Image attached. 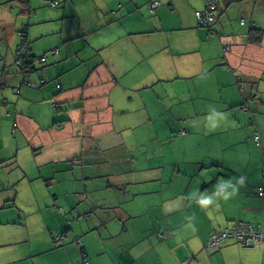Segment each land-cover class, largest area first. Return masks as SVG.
Here are the masks:
<instances>
[{
    "label": "crops",
    "instance_id": "obj_1",
    "mask_svg": "<svg viewBox=\"0 0 264 264\" xmlns=\"http://www.w3.org/2000/svg\"><path fill=\"white\" fill-rule=\"evenodd\" d=\"M217 3L203 27L206 0H0V264H264V243L209 245L264 230V0ZM171 80L174 103L148 89Z\"/></svg>",
    "mask_w": 264,
    "mask_h": 264
},
{
    "label": "rangeland",
    "instance_id": "obj_2",
    "mask_svg": "<svg viewBox=\"0 0 264 264\" xmlns=\"http://www.w3.org/2000/svg\"><path fill=\"white\" fill-rule=\"evenodd\" d=\"M164 18H165L164 25L168 26V27H173V26L177 25V23L179 21V19H178L179 15L177 12L168 13V14H166V16ZM85 21L87 22V24H86V26H84V29L92 30L95 26V21L93 22V20H91L90 18H85ZM144 22L147 23V21H144L143 19H139V18L135 19L129 24V29H132L131 27H136V28L143 27ZM206 29H208V28H206ZM181 34H183V33H180L178 31H169V32L163 33L162 37H163V40L167 44L172 43L176 46V45H180L182 42H184V37H182ZM187 42L193 46H198L200 44V40L196 34L189 35L187 37ZM30 85L34 86V84H30ZM148 89L152 90L155 94L162 93L161 91L168 92L171 97H167L166 101L169 103H174V101H175L174 97L176 95H178L180 93V90H181L180 85L178 84V82L176 80L160 82L158 84L150 86V88H148ZM261 99H263L261 101H262V105H264V95H263V98H261ZM155 102H156V100H155ZM260 107H261V105H260ZM261 111H264V108L261 109ZM1 212L4 216H6L7 219H9V216L7 215V211H1ZM14 215L12 214L11 216L14 217ZM35 220H36V217H33L31 219V223H34ZM238 223H236L235 225H237ZM37 235L40 236L39 233ZM211 235H210V237H211ZM44 237H47V232H46V234H44ZM42 239L43 238H41L40 240H42ZM40 240L35 239V245L42 244V243H40ZM237 240L239 241V239H237ZM226 241H224V242H226ZM47 245H48L47 242H44V246H47ZM240 245L243 246L241 242H240ZM11 246H12V244L9 243L7 246H5L3 248L0 247V256H1V251L4 252L5 249L11 248ZM243 247H245V246H243ZM256 247L257 246L251 245V246L245 247V248H256ZM40 262H42L41 264H46V262L43 260H41Z\"/></svg>",
    "mask_w": 264,
    "mask_h": 264
},
{
    "label": "built area",
    "instance_id": "obj_3",
    "mask_svg": "<svg viewBox=\"0 0 264 264\" xmlns=\"http://www.w3.org/2000/svg\"><path fill=\"white\" fill-rule=\"evenodd\" d=\"M53 5H57L56 2H52ZM157 2L152 3V7L157 6ZM217 7L216 0H206V9L204 11H198L196 13L197 18L200 24H208L210 21L214 19V10ZM26 46L23 45L22 49H25ZM27 49V48H26ZM28 52V51H27ZM27 52L21 51V55H26ZM236 236L239 239V242L242 243L243 246L249 247L251 245L261 246L264 243V231L259 232L252 229L247 224H238L232 227H227L223 230L215 231L209 240V245L217 246L221 245L224 241L229 238ZM88 263V261H87Z\"/></svg>",
    "mask_w": 264,
    "mask_h": 264
},
{
    "label": "trees",
    "instance_id": "obj_4",
    "mask_svg": "<svg viewBox=\"0 0 264 264\" xmlns=\"http://www.w3.org/2000/svg\"><path fill=\"white\" fill-rule=\"evenodd\" d=\"M216 2H217V0H216ZM219 14H220V11L218 9V3H217V7L214 10V19L212 21H210V23H208V24H205V25L200 24V23L199 24L201 26H203V27H212L213 24L217 21V18L219 17ZM242 23L245 24V20H243ZM250 32H251L250 33V35H251V41H256L257 42V41H260L261 40L262 34H263V30L262 29H260L258 27H253ZM24 45L26 46V48H28L27 42ZM22 46L23 45H21V47ZM59 51H60V49L58 50V52ZM42 59H43V61H41V62H45L47 58H42ZM33 61L34 60H32V58L29 57L28 64L33 63ZM32 67H33V64L31 66V68L28 66L27 67V72L29 70L31 72V71H33V70L36 69V67L35 68H32ZM238 82H239V83H237L238 93L240 91L241 95H243V97H244V100H243V103H242L243 105L249 104L251 102V100H253V99H258V101L260 102V98L257 95L258 90H259V84H255L254 82H251V83L245 82V81L243 82V80H241L240 77H238ZM29 83L32 84L31 82H29ZM60 87L61 86L59 85V88ZM53 106H54V108H57V109L59 108V107H57V104L56 103H54ZM61 117L64 118V116H61ZM61 117L58 119L59 122L63 121V118H61ZM253 140H254L255 143H259L260 144V142H261V133H260V130L258 128H256L255 130H253ZM260 191L262 192V194H264V188L263 187L260 188ZM238 224H247L252 229L258 231L256 228H254L253 226H251L247 222H239ZM263 231H259V232H263ZM65 237H66V233L65 232H61L58 235H54V240H55V242L63 243ZM233 237L237 238L236 236H233ZM76 242L78 244H80L81 243V238L77 236L76 237ZM80 251H81V254L83 255V258H84L82 264H87V256H86V252H85L83 246L80 247Z\"/></svg>",
    "mask_w": 264,
    "mask_h": 264
},
{
    "label": "water",
    "instance_id": "obj_5",
    "mask_svg": "<svg viewBox=\"0 0 264 264\" xmlns=\"http://www.w3.org/2000/svg\"><path fill=\"white\" fill-rule=\"evenodd\" d=\"M22 45H24V43H22ZM29 85H30V83H29Z\"/></svg>",
    "mask_w": 264,
    "mask_h": 264
}]
</instances>
